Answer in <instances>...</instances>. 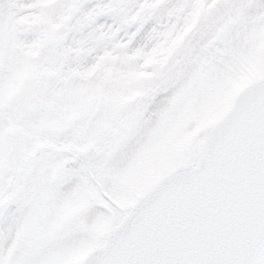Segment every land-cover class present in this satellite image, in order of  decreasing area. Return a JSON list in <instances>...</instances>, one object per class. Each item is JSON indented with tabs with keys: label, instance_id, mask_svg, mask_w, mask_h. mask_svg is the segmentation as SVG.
<instances>
[{
	"label": "snow or ice",
	"instance_id": "1",
	"mask_svg": "<svg viewBox=\"0 0 264 264\" xmlns=\"http://www.w3.org/2000/svg\"><path fill=\"white\" fill-rule=\"evenodd\" d=\"M0 264H264V0H0Z\"/></svg>",
	"mask_w": 264,
	"mask_h": 264
}]
</instances>
